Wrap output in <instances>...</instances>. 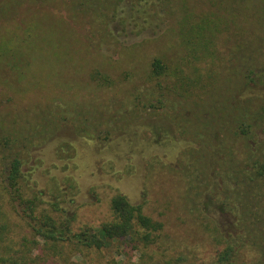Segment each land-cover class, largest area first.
<instances>
[{
	"label": "rangeland",
	"instance_id": "rangeland-1",
	"mask_svg": "<svg viewBox=\"0 0 264 264\" xmlns=\"http://www.w3.org/2000/svg\"><path fill=\"white\" fill-rule=\"evenodd\" d=\"M242 68L255 84L240 88ZM262 164L264 0H0V264H213L201 203L224 202L226 183L251 224ZM33 190L75 212L74 230L108 221L117 194L162 230L146 249L61 256L34 231Z\"/></svg>",
	"mask_w": 264,
	"mask_h": 264
},
{
	"label": "trees",
	"instance_id": "trees-1",
	"mask_svg": "<svg viewBox=\"0 0 264 264\" xmlns=\"http://www.w3.org/2000/svg\"><path fill=\"white\" fill-rule=\"evenodd\" d=\"M151 66L152 77L156 78V85L159 90H162L159 78L164 74V66L157 59ZM255 71L256 69L253 71L246 68L241 69L242 85L240 88H244L250 83H256ZM262 74L260 71L259 75ZM96 78L101 77L95 75ZM253 99L257 100V98ZM243 115V118H246L248 113L245 112ZM241 132L246 134L244 129ZM246 170L247 174L243 177L244 183H255L253 181L255 175L249 176L252 175L251 172L254 168L246 166ZM255 172L259 177L264 176V164L259 165ZM19 178L18 164L15 162L9 176L11 187L18 185L17 179ZM51 184L53 187L51 192L56 191L55 194L58 190L61 192V184H64L63 187H73V183L67 179L60 182L54 180ZM225 187L228 193L223 192L224 202H215L213 196L208 195L206 201L201 203L202 214L207 221L203 222L202 226L213 245L216 246L213 264H264V225L260 224L264 221V209L252 204V210L249 213L251 224H245L244 217L239 215L234 204L244 203V207L245 204H250L249 201L232 199L231 189L229 190L226 183ZM17 194L22 197L19 190ZM32 195L33 197L26 200L22 198V202L29 207L30 219L38 224L36 229L33 228L35 233L41 236L46 245H49V249L56 254H61V251L58 250L62 243H67L72 248L70 251L81 254H83V249L86 251L106 249L113 241L119 240H125L127 244L132 245L133 249H137L139 243H142L143 248L146 249L151 243H154L155 238L162 230V224L144 215L142 213L143 205L134 204L127 195L117 194L110 199V219L108 221L102 222L95 229L84 224L75 230L73 223L76 220V213L69 214L66 209H63L59 200H56L57 195L45 202L36 191L33 190ZM256 196L262 197L263 195ZM226 201L231 203L230 208L226 205ZM258 201L262 202L263 200L258 198ZM41 204H47L49 208L44 207L36 210L37 205ZM243 210L245 212V209ZM185 260L184 256H179L174 260V263L183 264ZM164 264L171 263L166 261Z\"/></svg>",
	"mask_w": 264,
	"mask_h": 264
}]
</instances>
